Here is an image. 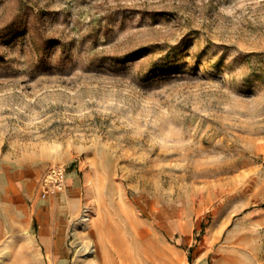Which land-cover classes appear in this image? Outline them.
<instances>
[{
  "label": "rangeland",
  "instance_id": "obj_1",
  "mask_svg": "<svg viewBox=\"0 0 264 264\" xmlns=\"http://www.w3.org/2000/svg\"><path fill=\"white\" fill-rule=\"evenodd\" d=\"M0 258L264 264V0H0Z\"/></svg>",
  "mask_w": 264,
  "mask_h": 264
},
{
  "label": "built area",
  "instance_id": "obj_2",
  "mask_svg": "<svg viewBox=\"0 0 264 264\" xmlns=\"http://www.w3.org/2000/svg\"><path fill=\"white\" fill-rule=\"evenodd\" d=\"M67 179V170L64 167L56 166L49 170L45 178V187L48 192L54 194L62 191Z\"/></svg>",
  "mask_w": 264,
  "mask_h": 264
},
{
  "label": "crops",
  "instance_id": "obj_3",
  "mask_svg": "<svg viewBox=\"0 0 264 264\" xmlns=\"http://www.w3.org/2000/svg\"><path fill=\"white\" fill-rule=\"evenodd\" d=\"M70 176H71L70 178H72V179L74 178V176H72V175H70ZM26 233H27V232H26ZM4 255H5V253H3V256H4ZM31 255H32V254H31ZM29 256H30V254H29ZM29 256H28V257H29ZM0 261H3V259L0 258ZM1 263H2V262H1Z\"/></svg>",
  "mask_w": 264,
  "mask_h": 264
},
{
  "label": "bare ground",
  "instance_id": "obj_4",
  "mask_svg": "<svg viewBox=\"0 0 264 264\" xmlns=\"http://www.w3.org/2000/svg\"><path fill=\"white\" fill-rule=\"evenodd\" d=\"M91 218H92V217H91ZM83 219H85V218L83 217ZM83 219H82V220H83ZM85 221H86V220H85ZM88 223H89V222H88ZM90 224H91V223H90ZM90 224H89V225H90ZM85 227H86V226H85ZM97 249H98V248H97ZM97 249H96V250H97ZM97 252L99 253V250H97ZM100 255H101V254H100ZM94 258H95V257H94ZM97 258H98V257H97ZM97 258H96V259H97ZM99 262H100V261H99Z\"/></svg>",
  "mask_w": 264,
  "mask_h": 264
}]
</instances>
